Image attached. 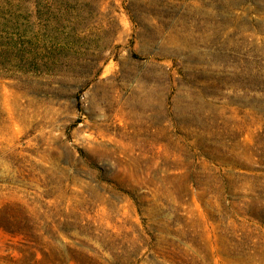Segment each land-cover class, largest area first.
<instances>
[{"label":"rangeland","instance_id":"374dc122","mask_svg":"<svg viewBox=\"0 0 264 264\" xmlns=\"http://www.w3.org/2000/svg\"><path fill=\"white\" fill-rule=\"evenodd\" d=\"M0 264H264V0H0Z\"/></svg>","mask_w":264,"mask_h":264}]
</instances>
